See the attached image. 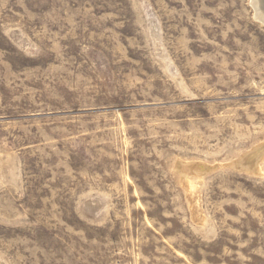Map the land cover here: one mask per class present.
<instances>
[{
    "label": "rangeland",
    "instance_id": "obj_1",
    "mask_svg": "<svg viewBox=\"0 0 264 264\" xmlns=\"http://www.w3.org/2000/svg\"><path fill=\"white\" fill-rule=\"evenodd\" d=\"M263 3L0 0V264H264Z\"/></svg>",
    "mask_w": 264,
    "mask_h": 264
},
{
    "label": "bare ground",
    "instance_id": "obj_2",
    "mask_svg": "<svg viewBox=\"0 0 264 264\" xmlns=\"http://www.w3.org/2000/svg\"><path fill=\"white\" fill-rule=\"evenodd\" d=\"M258 3H262V2H258ZM264 4V3H263ZM260 6H261V4H260ZM264 6V5H263ZM261 11V10H260ZM258 12V11H257ZM260 13V12H259ZM262 14V13H261ZM264 20V19H263ZM257 150H259V149H257ZM256 149H255V151H257ZM252 153V152H251ZM255 153V152H254ZM254 153H252V159H250L251 158V156L249 157V159L247 160V162L244 164V166L249 170V168H251V169H253V170H255V171H259L258 170V166H254L253 164H252V161L255 159V156H257V155H262V153L261 152H259L258 154L256 153V154H254ZM254 154V155H253ZM244 159V158H243ZM242 159V160H243ZM246 161V160H245ZM244 161V162H245ZM240 163V162H239ZM182 165V164H181ZM183 166V165H182ZM236 167H240L239 166V164H238V166H236ZM189 168V167H188ZM192 168V167H191ZM200 168V167H199ZM245 168V169H246ZM202 169V168H201ZM244 169V170H245ZM185 170V169H184ZM190 170V169H189ZM183 171V170H182ZM186 171V170H185ZM250 172V171H249ZM254 172V171H253ZM252 172V173H253ZM185 173V172H184ZM201 173V172H200ZM203 173V172H202ZM255 173V172H254ZM188 174H189V172H188ZM194 174V173H193ZM182 175V174H181ZM185 176V175H184Z\"/></svg>",
    "mask_w": 264,
    "mask_h": 264
}]
</instances>
